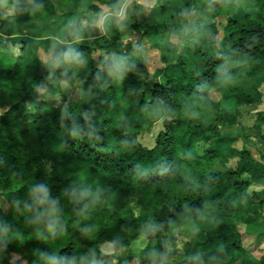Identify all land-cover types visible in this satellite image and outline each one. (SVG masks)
Segmentation results:
<instances>
[{
  "label": "trees",
  "instance_id": "trees-1",
  "mask_svg": "<svg viewBox=\"0 0 264 264\" xmlns=\"http://www.w3.org/2000/svg\"><path fill=\"white\" fill-rule=\"evenodd\" d=\"M257 1L220 28L205 16L229 0H195L192 10L202 16L187 46L176 56L164 52L174 72L160 71L151 82L147 63L109 58L99 66L97 50L123 56L126 45L119 35L98 38L92 23L82 22L87 13L104 7L114 12L125 0H0V12H15L0 20L9 37L0 35V109H7L0 115V194L9 195V208L0 206V264H45L46 255L58 257L57 264H122L116 251L141 239L142 264H169L165 240L175 245L180 230L188 235L187 252L173 264H264V253L245 246L239 228L245 222L252 234L249 227L264 209V189L251 191L264 184V161L248 147L237 148L239 137L222 132L225 100L237 106L258 101L245 87L228 91L224 78L257 80L255 89L264 82V0ZM174 2H162V12ZM22 12L25 18L18 17ZM35 14L42 22L65 17L68 31L55 47V63L39 70L30 47L38 43L22 30L36 22ZM129 26L155 48L162 44L152 39L173 27L136 16ZM17 27L25 37L17 36ZM69 49L83 62L65 58ZM227 64L235 66L224 75ZM75 80L89 99L69 105L62 82ZM214 91L221 94L218 101L210 97ZM49 95L62 96L61 103L51 104ZM207 108L217 115L199 120L196 112ZM152 115L163 130L150 148L138 131L152 125ZM200 143L208 145L203 153ZM40 187L59 215L51 230L47 213L36 219L43 209L33 191ZM85 188L100 195L77 203L72 193ZM250 197L259 208L246 214L241 201ZM107 244L116 251L105 252Z\"/></svg>",
  "mask_w": 264,
  "mask_h": 264
},
{
  "label": "rangeland",
  "instance_id": "rangeland-1",
  "mask_svg": "<svg viewBox=\"0 0 264 264\" xmlns=\"http://www.w3.org/2000/svg\"><path fill=\"white\" fill-rule=\"evenodd\" d=\"M54 1L56 2L57 0ZM166 1L167 0H125V4L127 5L125 18L120 19L112 15L103 27L97 26L94 20L101 14L110 13L111 10L109 8L107 9V7H104L99 13H87L86 17L82 18V22L83 24H87V21L91 22V26L96 28L94 32L98 38L108 39L119 35L126 45L125 55L123 56H120L114 49L104 52L97 50L94 54L96 63L99 66H103L109 58H119L122 63L125 62L127 64L147 63L149 70L148 78L151 82L157 79L156 76L160 71H167L168 73L174 72V69L164 62V52L169 50L174 56L180 54L187 46V39L191 34V30L202 14L196 10H192L195 0H175L174 4L167 10L168 12L163 13L161 4ZM214 1L216 0H199L200 4L204 2L212 3ZM257 2V0H229L226 5L207 12L205 21L216 22L221 28L228 23L231 17H244L247 12L251 11L256 6ZM64 9L66 8H62V10ZM10 14H15V12L11 9L2 10V12H0V20L1 18L8 17ZM131 16H136L142 23L152 21L168 23L173 26L171 29L167 30L163 36L152 39L162 44V48L153 47L150 41L130 28L129 22ZM64 22L65 17L57 15L48 21H37L33 24V35L30 34V36L36 39L34 41L38 44H31L30 47L33 52V65L37 70L43 67L44 64L55 63V47L63 41V37H65L68 32L67 25ZM18 28L19 27H17L16 30H19ZM22 30L23 32L26 31L25 29ZM21 32L19 30L17 35L25 37V34H21ZM4 38L6 39L8 37ZM48 41H52L56 45H52ZM42 43H45L43 48L42 46L40 47ZM234 66V64H227L223 67L222 74H227ZM257 83L259 84L257 80L248 78H224L223 86L228 91L235 87H245L252 91L258 101L252 106H237L233 102L234 99L229 98L225 100L229 113L225 117V121L222 125V132L224 134H232L239 137L240 140L235 144L237 148L242 149L248 147L252 150L255 158L264 161V122H258L259 112H264V82L255 89L254 87ZM62 88L64 93L63 97L67 99L69 105L72 102L76 105L81 101L89 99V93L83 89L78 80H75L73 83L63 81ZM210 97L212 100L218 101L221 98V94L214 91L211 93ZM48 100L51 104L58 105L62 101V96L49 95ZM222 103L224 104V100ZM6 110L7 109H0V115ZM216 115L217 112L215 108H207L196 112L197 118L206 122L214 119ZM151 119L153 120L152 125L143 131H138V134L142 143L153 148L156 144L159 132L163 130V123L153 115ZM207 146L206 143H200L198 151L203 153ZM215 167L222 168L223 166L216 164ZM255 189H264V184L254 186L251 188V191ZM241 203L246 214L251 210L259 208L258 204L255 203L254 197H250L248 201H241ZM0 206L6 210L9 208V195L0 194ZM239 228L245 246L254 251L257 256L262 255L264 253V209L260 210V213H258V223L249 227V231H251L252 234L247 233L248 230L245 222H241ZM145 244L146 241L141 239L133 243L130 249L123 251H116L115 247L110 244L105 245L103 249L105 252L109 253L116 251L120 255V263L122 264H142L143 256L141 254V249L145 247ZM165 245L171 252L168 259L169 264L183 260L187 252L188 235L180 230L176 244L173 245L166 239Z\"/></svg>",
  "mask_w": 264,
  "mask_h": 264
},
{
  "label": "clouds",
  "instance_id": "clouds-1",
  "mask_svg": "<svg viewBox=\"0 0 264 264\" xmlns=\"http://www.w3.org/2000/svg\"><path fill=\"white\" fill-rule=\"evenodd\" d=\"M126 6L127 5L124 4V5H121L120 7H118L117 9H115L114 12H110L107 14H101L100 16L95 18L94 22L97 24V26L103 27L106 24V22L108 21L109 17L112 15H114L120 19H123L126 16ZM64 55H65V58H68L70 60L76 59L80 63L83 62V61H80L78 59L79 53H75L72 49H69L68 52H66ZM120 67H121V64L119 61H117L116 64L114 65V69L119 70ZM72 134L73 135H79L78 132H73ZM99 195H100L99 192L93 193L92 191H90L87 188H85L84 190H82L80 192H73L72 193V197L77 203L84 201L89 196H94V197L98 198ZM33 197H34L36 205L43 209V211H41L37 215V217H36L37 221H39L41 219V217L45 213H47L49 215V217L51 218L50 224H49V228L51 230L55 224L59 223V215H58L57 211L55 210V208L52 205H50V203H49L47 189L43 188V187H40L38 189H34ZM58 259L59 258L56 257L55 255H46L45 256V264H57Z\"/></svg>",
  "mask_w": 264,
  "mask_h": 264
},
{
  "label": "crops",
  "instance_id": "crops-1",
  "mask_svg": "<svg viewBox=\"0 0 264 264\" xmlns=\"http://www.w3.org/2000/svg\"><path fill=\"white\" fill-rule=\"evenodd\" d=\"M107 9H108V8H107ZM110 12H111V11H110ZM10 15H13V14H10ZM26 16H27V15H26V13H24V12L18 14V17H19V18H25ZM34 17H36V19H37L36 22H37V21H41V20H40V19H41L40 15L35 14ZM19 18H17L16 21H14V22H17ZM17 23H18V22H17ZM34 23H35V22H34ZM34 23H31V24L27 25L26 27H24V29H25L26 31L28 30V33H30L31 35H33V32H32L33 27H32V26H33ZM0 25H1V24H0ZM0 35H3L1 31H0ZM3 36H4V35H3ZM17 36H18V35H17ZM8 38H9V37H8ZM43 46H44V45H42V48H43Z\"/></svg>",
  "mask_w": 264,
  "mask_h": 264
}]
</instances>
